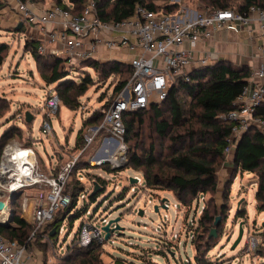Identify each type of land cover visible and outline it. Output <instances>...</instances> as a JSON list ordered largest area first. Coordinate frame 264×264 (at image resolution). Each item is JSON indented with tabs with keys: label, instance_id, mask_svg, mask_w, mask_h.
Wrapping results in <instances>:
<instances>
[{
	"label": "rangeland",
	"instance_id": "obj_1",
	"mask_svg": "<svg viewBox=\"0 0 264 264\" xmlns=\"http://www.w3.org/2000/svg\"><path fill=\"white\" fill-rule=\"evenodd\" d=\"M63 1L71 4L70 0ZM89 1L87 0L86 4ZM156 2L159 4L178 2L181 7L198 9V0H156ZM32 4L41 10L56 5L55 0H40ZM8 5L9 0H0V41L9 44L7 58L0 70V94L4 95L9 102V107L0 117V137L10 130L12 133L6 143L14 142L31 146L37 154L39 167L45 171H52L71 155L79 153L81 146L76 144V139L81 131L85 132L90 126L85 124V121L94 111L104 113L105 104L115 96V85L120 76L116 74L104 78L98 77L93 72L94 83L80 97V106L73 110L61 103L59 112L51 117L53 133H44L42 123L46 111L45 100L55 90L56 84H47L42 78L32 53L25 50L26 30L17 29V19L20 16H17L15 10L7 7ZM27 34L35 36L31 30ZM124 50L127 51L124 48H119L118 51L123 52ZM47 53L51 52L44 54ZM57 55H61L66 60L69 59L66 63L69 78L80 80L82 74H85L81 60H72L64 49ZM150 101H157L154 94L151 95ZM27 111L33 114L31 122L26 121ZM139 132L141 134L136 138L131 137L128 144L131 148L137 149L135 144L139 142L141 149L137 150L145 153L149 142L155 137L148 117ZM104 134L103 131L96 136L92 145L81 153L83 155L80 160L90 162L94 155L115 152L104 149ZM158 148L163 150L164 143H159ZM230 156L231 154H225L220 164L218 172L220 188L215 198L217 208L226 202L229 209L225 215L218 214L221 217L220 224H222L218 226V235L211 241V248L206 256L215 264H260L264 261L262 236L264 234V218H262L264 211L257 210L255 203L257 186L254 182H257V177L253 172L238 170V178L234 179L236 174L233 173L234 165ZM90 164L93 166L89 168V171L98 173L104 178L103 190L96 199L82 197L78 199L77 208H83L86 204L88 212L82 211L81 216L75 218L72 227L66 218L63 222V231L60 230L56 240L49 237L48 228L40 236L30 240L27 244L29 258H39L43 264L45 261L46 264L62 263L64 256L75 248L74 239L84 218L92 217L97 225L102 227L104 225L102 218L106 217L109 220L121 215L119 224L124 228L115 230L108 240L104 238L96 240L97 248L93 251L99 255L104 264H114L117 259H122L127 264H143L144 262L197 264L191 238L193 233L202 232L198 218L203 205V194H200L198 202L195 200L183 208L170 190L158 189L152 192L140 186L144 184L143 179L140 184H132L130 178L140 174L129 167L108 172L104 170L105 167L101 169L100 165H96L95 160ZM230 166H232L231 170ZM86 170V168L78 169L77 173L85 191L91 187L93 182V174L85 173ZM229 180L232 181L230 196L224 201L223 189ZM75 181L73 175L69 181L71 189ZM206 196L208 198L209 195L206 194ZM163 198H167L166 207L162 205ZM239 202L246 208V214L242 217L236 215L237 207L240 206H238ZM12 203L10 202V207L20 206V197L14 204ZM155 204H159L158 211L154 209ZM174 204L180 207L179 211L176 210ZM140 209L145 211L143 215L139 214ZM22 216H24L23 212ZM241 222H243V234L240 241L236 243ZM253 236H261L262 239L256 248L251 249L249 243ZM206 248L203 241L199 251L204 252ZM165 249L167 254L163 252Z\"/></svg>",
	"mask_w": 264,
	"mask_h": 264
},
{
	"label": "trees",
	"instance_id": "obj_2",
	"mask_svg": "<svg viewBox=\"0 0 264 264\" xmlns=\"http://www.w3.org/2000/svg\"><path fill=\"white\" fill-rule=\"evenodd\" d=\"M70 1L71 4H67L63 0H55V4L68 9L73 14H81L84 11L87 0ZM95 3L98 15L107 21H122L130 17L134 14L137 5L167 13H175L180 8L178 2L159 4L156 0H95ZM252 6L264 9V0H198V9L208 11L233 8L239 12H246ZM23 30L24 27L19 31ZM39 44L38 39H27L25 50L32 53L36 67L44 81L47 84H56L55 91L59 94L62 103L73 110L80 106V97L94 83L93 72L98 77L104 78L116 74L120 76L115 85V96L128 83L133 74V68L129 62H120L115 59L103 62L96 58H89L81 60L85 74H82L80 80L76 81L69 78V72L66 70V63L69 59L66 60L55 53H41L38 51ZM8 51L9 44L0 41V70ZM250 75L249 65L235 64L222 58L190 69L186 76L177 77L163 100L152 101L145 108L124 113L123 121L126 127L124 139L127 146L128 164L117 169H113L109 163L99 166L101 169L105 167L104 170L108 172L129 167L142 177L144 184L140 186L152 192L158 189L170 190L183 206L197 201L200 194L205 196L208 194V198L206 196L205 199V208L198 220L202 232L195 233L192 239L197 264H215L206 256V253L211 248V241L216 238L209 237L211 229L215 227L216 217L218 214H227L229 209L226 202L217 208L215 198L219 188V167L224 160V149L229 143L234 124L222 115L234 108V102L248 84ZM113 97L105 104L106 107ZM8 107L7 98L0 94V117L4 115ZM256 114L264 117V102L256 110ZM103 117L104 113L94 111L85 124L100 125ZM147 117L152 124L155 137L149 142L145 153H142L137 150L141 149L139 142L135 144L137 149L131 148L128 142L131 137L136 138L141 134L139 130L145 124ZM11 133L7 130L0 137V156ZM83 142L81 131L76 144L82 146ZM159 143H164L163 150H159ZM233 165V173L236 175L238 170L255 173L257 177L256 207L257 210L264 211V134L258 127L251 126L239 138L234 151ZM92 166L88 160L77 162L71 175V178L75 176V184L72 189L70 182L67 186V190L72 194V201L57 210L55 219L47 227L49 237L53 240L57 239L66 218L72 227L75 218L81 216L82 211L87 212L88 210L86 204L83 206L84 209L77 208L80 193L85 191V187L77 177L78 169L86 168L85 173L93 174L92 181L98 182L103 187L104 178L98 173L89 171ZM231 182L229 180L224 185V201L230 196ZM100 192L89 194L88 198L96 199ZM245 214L246 208L241 204L236 215L242 217ZM12 217L11 224L0 225V234L9 239H16L22 244H28L33 226L23 218L20 206H15ZM54 228L56 230L52 235ZM40 235L41 233L36 237ZM203 241L207 248L201 252L199 249ZM74 242L75 248L66 254L63 262L59 264H104L99 255L93 251L97 248L96 241L87 246L79 245L75 239ZM163 252L167 254L166 249ZM114 264L127 263L122 259H117ZM260 264H264V261Z\"/></svg>",
	"mask_w": 264,
	"mask_h": 264
},
{
	"label": "built area",
	"instance_id": "obj_3",
	"mask_svg": "<svg viewBox=\"0 0 264 264\" xmlns=\"http://www.w3.org/2000/svg\"><path fill=\"white\" fill-rule=\"evenodd\" d=\"M28 2L17 0V10L22 22L29 25L40 23L43 25L41 28L49 34L51 42L64 44L62 50L52 49L51 53L60 54L64 49L72 60L80 61L95 58L100 45L112 51L124 48L130 54L128 62L133 68L128 83L105 108L102 123L91 125L83 132L84 142L79 148V153L71 155L52 171L39 167L37 154L29 145L9 142L3 147L0 156V200H5V207L0 210V221H7L13 216L15 206L10 207V202L14 204L17 199L12 200L11 194L22 189L19 194L20 209L23 213L31 211L28 221L33 226L30 236L32 240L55 219L57 210L71 203L72 194L67 190L71 175L83 155L81 153L92 145L97 135L104 131V149L115 152L94 155L90 163L93 160L96 165L109 163L113 169L124 165L128 160L124 142V113L147 107L152 102L150 97L153 94L157 101L163 100L177 77L187 75L195 61L193 50L199 41L223 29L238 32L255 19L261 23L264 30V9L252 6L246 12L233 8L208 11L180 6L177 12L167 13L137 5L130 17L122 21H107L98 15L95 0H90L81 14H73L57 4L45 9L42 14H37ZM50 22L62 27L47 30ZM185 43H188V47L184 46ZM260 50L264 52V43ZM38 51L46 53L47 49L45 45L39 44ZM115 59L121 58L117 56ZM206 60L207 58H201L198 62L202 65ZM263 102L264 66H261L251 71L248 84L236 98L234 108L222 115L234 122L229 143L224 149L226 155L235 150L239 138L251 126L264 127V117L256 114ZM61 103V98L55 90L46 97V111L42 123L44 133H53L51 117L59 112ZM136 177V184H140L142 178L139 175ZM237 178L236 175L234 179ZM255 183L257 186V182ZM93 187L94 182L88 190L80 193L79 198H88ZM199 199L200 196L197 201ZM205 199L203 194L200 215L205 208ZM179 204L186 208L180 202ZM174 206L179 211L180 207L177 204ZM102 221L105 225L108 219L104 217ZM60 230L63 231V226ZM103 233L105 232L102 227L98 226L92 217L84 218L75 240L79 245L87 246L93 241L103 239ZM194 236L195 233L191 239ZM261 239V236H253L249 248H256ZM28 258L27 244L0 234V264H26Z\"/></svg>",
	"mask_w": 264,
	"mask_h": 264
},
{
	"label": "crops",
	"instance_id": "obj_4",
	"mask_svg": "<svg viewBox=\"0 0 264 264\" xmlns=\"http://www.w3.org/2000/svg\"><path fill=\"white\" fill-rule=\"evenodd\" d=\"M29 5L31 9L37 14H42V12L45 10V9L41 10L35 7L32 4V2H30ZM7 7L15 10L17 16L18 17L20 16L17 10V0H9V5ZM20 22H22L21 17L17 19V24H19ZM42 26L43 25H41L40 23L29 25L28 23L23 22V27L24 30H26L25 33L27 39L40 40V44L45 45L47 52H51L52 49L63 48L64 44L62 42L50 41L49 34L41 28ZM61 27L62 25H56V23L50 22L47 25L46 29L55 30ZM30 30L35 34V36H30L27 34L29 33ZM263 43H264V30L262 29L261 23L257 19L253 20L249 26H243L241 30L238 32L229 29L216 31L211 37L199 41L197 45L194 47L193 55L195 57V61L193 62L190 69L201 65L200 62H198V60L201 58H207L206 63H212L215 60L222 58L235 64H247L249 65L251 71L253 72L255 69L264 66V52L260 50V46ZM184 46L188 47V43H185ZM117 56H119L121 59L120 60L115 59ZM129 56L130 54L128 51L125 50L123 52L117 50L112 51V50H108L104 45H100L98 47L97 56L95 58L103 62L113 59L118 60L120 62H128ZM259 130H261L264 134V127L259 128ZM234 151L235 150H233V152L230 153L231 154L230 159L232 163L234 158ZM231 169L232 166H230V170ZM255 203L257 206L256 199H255ZM30 216H31V211H29L28 213H24L23 218H25L28 221ZM262 218H264V215ZM262 236L264 239V234ZM26 264H43V262L39 258L32 259L31 257L26 260Z\"/></svg>",
	"mask_w": 264,
	"mask_h": 264
},
{
	"label": "water",
	"instance_id": "obj_5",
	"mask_svg": "<svg viewBox=\"0 0 264 264\" xmlns=\"http://www.w3.org/2000/svg\"><path fill=\"white\" fill-rule=\"evenodd\" d=\"M22 27H23V22H20V23L17 25V29L20 30ZM170 87H171V86H170ZM170 87H169V89H170ZM25 117H26V121H27V122H30V121L33 119V114H32L31 112L27 111ZM245 132H246V131H245ZM245 132H243V134H244ZM243 134H242V135H243ZM242 135H241V136H242ZM237 143H238V142H237ZM236 147H237V145H236ZM235 149H236V148H235ZM127 164H128V160H126V161H125V164L122 165V166H126ZM122 166H117L116 169H117V168H121ZM137 179H138L137 177H131V178H130V182H131L132 184H134V183L137 182ZM102 190H103L102 185H100L98 182L95 181V182H94L93 190L90 192V195L96 194V193H98V192H100V191H102ZM21 192H22V189H19V190H15V191H13V193L11 194V199H12V200H15ZM166 200H167V198H163V199H162V202H163L162 205L165 206V207H166V205H165V201H166ZM239 205H240V202H239L238 206H239ZM4 207H5V200H0V210L3 209ZM238 208H239V207H237V210H238ZM154 209H155L156 211H158V210H159V204H155V205H154ZM144 212H145V211H144L143 209H140V210H139V214H140V215H143ZM236 212H237V211H236ZM120 219H121V215H119V216H117V217H115V218H111V219L108 220V222H107L105 225L102 226V229H103V231L105 232V235H104L105 240H108V239L110 238L112 232H114L115 230H121V229L124 228L123 226H121V225L119 224ZM12 220H13V217L11 216L10 218H8L7 221H0V225H9V224H11V221H12ZM220 220H221V217L218 215V216L216 217V220H215V227H213V228L211 229V233H210L209 237H217V235H218V234H217V226L219 225ZM112 224H115V225L112 226ZM263 225H264V223H263ZM55 230H56V229L54 228L53 231H52V234H54V231H55ZM242 234H243V222L240 223V232H239V236H238V239H237L236 243L240 241V239H241V237H242ZM149 264H155V263H149Z\"/></svg>",
	"mask_w": 264,
	"mask_h": 264
},
{
	"label": "bare ground",
	"instance_id": "obj_6",
	"mask_svg": "<svg viewBox=\"0 0 264 264\" xmlns=\"http://www.w3.org/2000/svg\"><path fill=\"white\" fill-rule=\"evenodd\" d=\"M119 154H121V153H119Z\"/></svg>",
	"mask_w": 264,
	"mask_h": 264
}]
</instances>
